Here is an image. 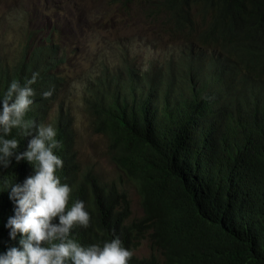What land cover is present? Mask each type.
Masks as SVG:
<instances>
[{"label": "trees", "instance_id": "trees-1", "mask_svg": "<svg viewBox=\"0 0 264 264\" xmlns=\"http://www.w3.org/2000/svg\"><path fill=\"white\" fill-rule=\"evenodd\" d=\"M108 1L121 6L129 18L142 15L141 23L157 39L180 42L175 61L139 70L126 65V79H114V90L102 88L101 97L91 102L97 128L100 125L111 140L113 162L131 180V154L146 156L147 174L142 176L146 193L176 208L164 218L172 238L185 235L196 223V256L213 264H264V177L257 172L256 160L251 157L217 178L212 171L191 173L177 159L180 130L194 124L200 126V141L211 147L218 145L215 135L226 143H264V0ZM56 56L53 44L31 52L25 49L11 70L0 67V96L11 81L23 84L38 74L25 119L56 128L55 154L70 164L61 172L65 183H82L94 192L88 201L80 192L90 216V241L119 234L128 242L121 227V219L129 216L128 203L122 198L120 216L112 215L114 203L120 204L115 185H101L90 174L80 173L68 155L70 118L62 112L49 116L54 97L43 93L55 90L49 86L56 79L48 71L56 65L46 61L53 62ZM10 137L20 141L17 151L23 152L29 138L15 128ZM29 167L28 162L11 158L7 168H0V190L6 182L16 183L19 169ZM244 193L248 196L236 198ZM8 203V191H0V244ZM235 205L254 208L253 220L244 221Z\"/></svg>", "mask_w": 264, "mask_h": 264}, {"label": "clouds", "instance_id": "clouds-1", "mask_svg": "<svg viewBox=\"0 0 264 264\" xmlns=\"http://www.w3.org/2000/svg\"><path fill=\"white\" fill-rule=\"evenodd\" d=\"M37 75L33 73L31 79L23 84L17 80L11 81L0 96V168H7L13 157L17 162L24 160L31 165L18 170L16 183L6 182L4 186L11 203H8L2 221L3 241L0 247L3 252H0V264H213L194 253L198 232L196 223L185 235L171 237L164 218L175 214L176 208L165 199L146 193L142 179L147 174L144 171L147 169L146 156L140 152L131 154L134 173L132 179H128L113 162L111 140L100 125L97 128L96 117L95 127L107 138L109 159L115 167L116 178L110 184L115 185L116 193L120 196V204L114 203L112 215L120 216L122 198L128 203L129 216L120 218L121 227L128 233V242L119 234L90 241L93 231L81 193L87 195L88 201L94 192L82 183H65L61 172L65 164H70L64 157L55 154L54 150L59 147L56 128L51 123L25 119L34 102L35 93L31 85L35 83ZM54 92L46 91L43 96H53ZM206 93L202 92L198 104ZM14 128L21 129L24 137L29 138L23 152L17 151L20 141L10 137ZM179 135L181 147L178 164L191 173L212 171L217 178H221L253 157L259 176L264 177V143L259 146L226 143L221 135H215L218 145L211 147L200 141L198 124L180 130ZM73 142L72 136V144H67L68 155L80 173H88L101 185H107L89 171H82L78 167L73 159ZM125 184L132 186L140 197L141 214L137 217H132ZM241 187L243 191L245 186ZM247 196L244 193L236 198ZM235 206L244 221L253 220L256 215L250 205ZM144 240L149 242L148 255L139 257L136 251Z\"/></svg>", "mask_w": 264, "mask_h": 264}, {"label": "rangeland", "instance_id": "rangeland-1", "mask_svg": "<svg viewBox=\"0 0 264 264\" xmlns=\"http://www.w3.org/2000/svg\"><path fill=\"white\" fill-rule=\"evenodd\" d=\"M141 20L142 15L129 18L108 0H0V67L11 70L25 49L53 44L57 56L46 61L56 65L48 71L56 79L49 116L62 112L70 118L75 163L107 185L116 172L108 140L95 127L91 102L101 97L102 88L114 90V79H126V65L161 67L179 57L178 40L157 39ZM124 189L132 217L139 216V195L130 185ZM148 247L142 241L136 255L147 256Z\"/></svg>", "mask_w": 264, "mask_h": 264}]
</instances>
